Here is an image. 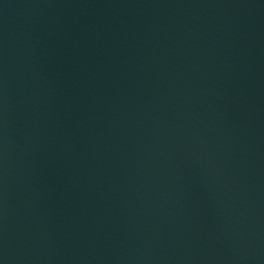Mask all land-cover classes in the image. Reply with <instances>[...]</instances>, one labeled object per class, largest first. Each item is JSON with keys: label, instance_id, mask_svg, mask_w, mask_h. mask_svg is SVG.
<instances>
[{"label": "water", "instance_id": "water-1", "mask_svg": "<svg viewBox=\"0 0 264 264\" xmlns=\"http://www.w3.org/2000/svg\"><path fill=\"white\" fill-rule=\"evenodd\" d=\"M0 264H264V0H0Z\"/></svg>", "mask_w": 264, "mask_h": 264}]
</instances>
